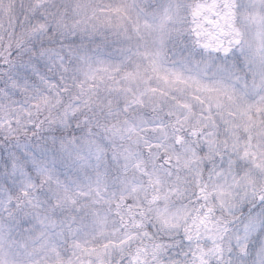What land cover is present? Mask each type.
<instances>
[{
    "label": "snow or ice",
    "instance_id": "1",
    "mask_svg": "<svg viewBox=\"0 0 264 264\" xmlns=\"http://www.w3.org/2000/svg\"><path fill=\"white\" fill-rule=\"evenodd\" d=\"M0 264H264V0H0Z\"/></svg>",
    "mask_w": 264,
    "mask_h": 264
}]
</instances>
